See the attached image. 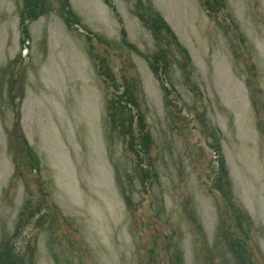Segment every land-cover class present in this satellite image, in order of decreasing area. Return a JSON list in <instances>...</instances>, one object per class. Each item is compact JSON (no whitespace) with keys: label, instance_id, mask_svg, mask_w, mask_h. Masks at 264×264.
Instances as JSON below:
<instances>
[{"label":"rangeland","instance_id":"rangeland-1","mask_svg":"<svg viewBox=\"0 0 264 264\" xmlns=\"http://www.w3.org/2000/svg\"><path fill=\"white\" fill-rule=\"evenodd\" d=\"M25 1L0 0V253L264 264V0H112L126 40L103 0H69L72 27L57 0L38 18ZM139 2L181 48L155 39Z\"/></svg>","mask_w":264,"mask_h":264},{"label":"trees","instance_id":"trees-1","mask_svg":"<svg viewBox=\"0 0 264 264\" xmlns=\"http://www.w3.org/2000/svg\"><path fill=\"white\" fill-rule=\"evenodd\" d=\"M103 1L105 4H107L111 8V10L114 12L115 16L117 17V19L121 23V25H122L121 26L122 27L121 33L123 35V40H126V37H125L126 36V30H125V27L123 26V20H122L121 16L119 15V13L117 12L112 0H103ZM57 2H59L61 4L62 9L65 12V21H66L67 25L72 27L73 23H74L73 19L76 17H75V15H73V13L69 9V7H70L69 0H57ZM49 3H50L49 0H26L25 1V7H26V10H29V15L33 16V18H38L41 14L44 13L46 8L49 6ZM26 10H25L24 14L27 13ZM137 15L146 24V26L151 29V31H152V33H153V35L157 41L161 40V28H163L166 31V35L168 36V38L169 39L171 38L172 41L179 48H181L180 44L177 41L176 36L174 35L171 28L165 23V21L157 13L154 14L156 17V19H154V20L152 19V17H150V18L147 17L145 15V13L143 12L141 2H139ZM21 32L23 33L24 38L29 40L28 29L23 27ZM23 41H25V40H23ZM184 53H185V57H186L187 61L191 63L189 53L186 50H184ZM164 62H165V56L163 54H161V55H158L156 58L153 59L152 66H153V69L156 72V74H157V76H158V78L162 84V87L164 88L165 93L168 95L170 93L169 85L165 80H163L159 76L160 71L163 70ZM133 94H134L133 91L130 90L129 88H124L123 91L121 92L120 97L122 99V104L124 105V108H131L133 106L132 101L129 100L130 98L133 97ZM123 101H126V102H123ZM16 118L18 120L19 115H17ZM140 122H142L141 116H140ZM142 130H145L143 123H142ZM122 133H124V131H122ZM214 136L217 137V135H214ZM130 139H131V142H130L131 145H133L134 143H137L140 145L139 147L141 149L143 148V146L145 144H148V142L150 140L147 132L142 133L141 137H136L135 135L130 134ZM215 147L217 148L218 162H219V164H218V166H219L218 176L215 180V184H217L216 188L218 189L219 192L222 193L224 199L229 200V197L226 196L227 193L224 192V188L227 189V187H228V184H227V175L228 174H227V171H226L225 166H224V161H223V159H221L220 146H215ZM144 150L145 149H143V151ZM142 153H143V155H145L144 152H142ZM142 153L139 154V156L143 159L144 157H142ZM142 170L144 172H146L143 168H142ZM128 204H129V202H128ZM237 218L239 220H241V216H237ZM10 246H8L5 249L6 251L3 250L0 253V263L2 260H6L9 264H15L17 262L18 257L15 253H13V248ZM238 251H240V249L236 250V252H238Z\"/></svg>","mask_w":264,"mask_h":264}]
</instances>
